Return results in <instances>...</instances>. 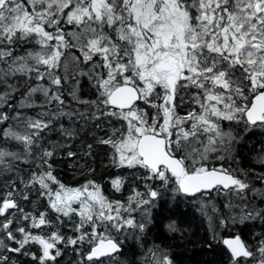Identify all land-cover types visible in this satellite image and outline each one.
Returning a JSON list of instances; mask_svg holds the SVG:
<instances>
[{"label": "snow or ice", "instance_id": "snow-or-ice-1", "mask_svg": "<svg viewBox=\"0 0 264 264\" xmlns=\"http://www.w3.org/2000/svg\"><path fill=\"white\" fill-rule=\"evenodd\" d=\"M197 242L264 264V0H0V264Z\"/></svg>", "mask_w": 264, "mask_h": 264}, {"label": "trees", "instance_id": "trees-1", "mask_svg": "<svg viewBox=\"0 0 264 264\" xmlns=\"http://www.w3.org/2000/svg\"><path fill=\"white\" fill-rule=\"evenodd\" d=\"M53 139H56V137L54 136ZM256 140H259V139H256V137H253L252 140L248 142V148H251L252 143ZM258 148H259V145L257 144V149ZM247 151H248L247 148L241 149V152L245 154L247 153ZM63 165L64 164L58 166L56 169L60 179H62L66 183H71V184L78 183V181H72L71 178L74 175L78 176L79 178L82 176L69 171L67 168V165H64L66 168L65 174H61L60 169L63 168L62 167ZM241 166H246V161ZM108 171L109 169L98 168L97 178L99 179L101 175L106 176ZM110 171L116 172L117 170L111 169ZM108 187H110V185H108ZM126 196H127V193H125V198ZM181 205L191 207V205H185V204H181ZM184 210H182L181 207H178L175 211L179 215L181 213H185V212L187 213V211L186 210L184 211ZM188 217L190 219H194L193 231L196 233L195 236H191L190 238L193 240H201L202 238L207 237L210 240V237L207 232V228L205 224L203 223L204 222L203 218L201 217L199 219H195L193 216L189 214H188ZM256 224H257V227L253 229V231H259V221H257ZM244 231L245 233H247L248 229H245ZM175 251L182 257V264H219V260H220V257L218 254L213 253L211 250H208L207 245L202 244L200 242H197L194 244H188L186 245V247L176 248ZM121 258L123 259V257L121 256V257H118L117 260ZM74 259H75V256L69 251L67 254H65L60 264H72V261Z\"/></svg>", "mask_w": 264, "mask_h": 264}, {"label": "bare ground", "instance_id": "bare-ground-1", "mask_svg": "<svg viewBox=\"0 0 264 264\" xmlns=\"http://www.w3.org/2000/svg\"><path fill=\"white\" fill-rule=\"evenodd\" d=\"M63 168H61L60 169V173L61 174H65V171H66V168H65V166L63 165L62 166ZM83 177V176H82ZM82 177H78V176H73L72 178H71V180L72 181H78V182H80V183H82L83 182V178ZM179 207H181L182 208V210H186L187 211V213L189 214V215H191V216H193L195 219H199V218H201V216H200V213L196 210V206H192L191 205V207H188V206H183V205H179ZM184 208V209H183ZM184 210V211H185ZM204 218V217H203ZM205 220H206V218H205ZM118 258V257H117ZM118 260H122V258L121 259H118Z\"/></svg>", "mask_w": 264, "mask_h": 264}, {"label": "rangeland", "instance_id": "rangeland-1", "mask_svg": "<svg viewBox=\"0 0 264 264\" xmlns=\"http://www.w3.org/2000/svg\"><path fill=\"white\" fill-rule=\"evenodd\" d=\"M203 218V217H202ZM203 221H204V223L206 224V226L207 227H210V224H209V221H208V219L206 218V220H205V218H203ZM117 259V258H116ZM105 264H112V262L111 261H105Z\"/></svg>", "mask_w": 264, "mask_h": 264}, {"label": "flooded vegetation", "instance_id": "flooded-vegetation-1", "mask_svg": "<svg viewBox=\"0 0 264 264\" xmlns=\"http://www.w3.org/2000/svg\"><path fill=\"white\" fill-rule=\"evenodd\" d=\"M255 137H256V139H260V138H261L259 135L255 136ZM180 205H181V204H180ZM203 223H204V222H203ZM204 224H205V223H204ZM205 226H206V224H205ZM206 228H207V232H208L209 237H211L210 227H207V226H206Z\"/></svg>", "mask_w": 264, "mask_h": 264}]
</instances>
